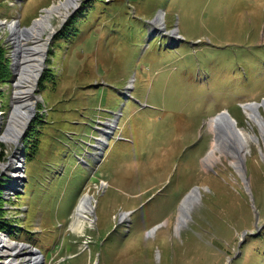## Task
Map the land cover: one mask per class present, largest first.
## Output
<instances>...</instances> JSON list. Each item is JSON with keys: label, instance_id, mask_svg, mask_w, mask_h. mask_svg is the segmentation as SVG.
Returning <instances> with one entry per match:
<instances>
[{"label": "rangeland", "instance_id": "374dc122", "mask_svg": "<svg viewBox=\"0 0 264 264\" xmlns=\"http://www.w3.org/2000/svg\"><path fill=\"white\" fill-rule=\"evenodd\" d=\"M58 1L0 0L15 75L0 89V178L18 231L0 242L24 249L11 264H33L32 254L41 264H264V139L242 108L264 105V0H82L53 20L35 111L15 146L1 139L17 94L9 25L29 28ZM223 110L259 139L245 179L227 158L204 165L208 122ZM86 195L92 223L74 231Z\"/></svg>", "mask_w": 264, "mask_h": 264}, {"label": "bare ground", "instance_id": "6f19581e", "mask_svg": "<svg viewBox=\"0 0 264 264\" xmlns=\"http://www.w3.org/2000/svg\"><path fill=\"white\" fill-rule=\"evenodd\" d=\"M81 2L82 0H59L49 8L42 10L43 13L41 16L36 19L33 22V25L29 28H22L17 21L9 25L12 34L11 43L14 48V68L16 77L18 78L16 83L17 94L14 100L15 104H13L14 107L5 133L1 137L4 142L16 146L21 134L27 128L32 115L34 114L36 106L34 91L40 78L39 76L43 73L44 56L48 44L56 30L53 20L62 23V21L66 20ZM156 24V26L163 28V14L157 18ZM176 33L177 32L175 31L173 35L177 36ZM262 107L264 108V105L258 103L242 105L250 122L259 126L264 139V119L261 114ZM232 120V122L224 121L223 123L221 118L218 119L214 117L208 122L209 131L214 134L215 139L209 154L204 160V165L208 168L212 167L224 157L229 160V164H231V166L237 171L239 176L241 175V177L244 178L243 165L247 156L250 154V143H259V139L253 134L245 133L238 127L236 120L233 118ZM217 134L219 136L218 140L216 138ZM102 140L103 143L107 141L104 134ZM225 141L232 144H228ZM16 158L17 156L14 155L10 161L12 162V160ZM5 167V165H0V168ZM199 196V191L194 190L181 205L177 219V230L187 224L192 210L191 208L196 201H199ZM94 210V198L91 195H86L82 199L75 213V217L71 223L72 230L81 231L85 223L91 224V215L94 214ZM127 216V214H123L121 219H126ZM3 242H6V244L1 245L0 251L6 253L7 256H5V259L7 262L10 260V264L14 263L19 257H21L24 249H22L21 246L11 244L8 240H3L0 244ZM33 256H35V254L28 255V257L32 258ZM32 258L27 262L33 264H41V261L43 262L40 256H37L34 260Z\"/></svg>", "mask_w": 264, "mask_h": 264}, {"label": "trees", "instance_id": "16d2710c", "mask_svg": "<svg viewBox=\"0 0 264 264\" xmlns=\"http://www.w3.org/2000/svg\"><path fill=\"white\" fill-rule=\"evenodd\" d=\"M74 22L75 19L66 28V30H71ZM11 77H13V70L11 68L10 51L8 45L5 43L4 40L1 39L0 40V89L5 85L11 84L10 82V80L12 79ZM38 136H39V131H34V129H32V131H30V134L25 139V144H24L25 155L27 156L29 161H31L30 157H32V154L36 150L35 144L36 141H38ZM6 183L7 180L5 178H0V232L13 236L14 232L16 233L18 231H15V226H13L15 224L12 225L10 222H6L7 217L4 216L5 211L3 209L4 204L2 202V198L5 199L3 195H4V191L7 189L5 188ZM16 226H18L17 223ZM16 235L18 234L16 233Z\"/></svg>", "mask_w": 264, "mask_h": 264}, {"label": "water", "instance_id": "95a60500", "mask_svg": "<svg viewBox=\"0 0 264 264\" xmlns=\"http://www.w3.org/2000/svg\"><path fill=\"white\" fill-rule=\"evenodd\" d=\"M12 55H13V53H12ZM12 66V69H13V64L11 65ZM15 77V75L13 74V77H12V79H11V83H14V78ZM232 116L230 115V113L228 112V111H222V112H220L219 114H217L216 116H215V118H221V121H223V123H224V121L226 122V121H233L232 120V118H231ZM234 119V118H233ZM216 138H217V140L219 139V136H218V134L216 135ZM226 143H228V144H232V143H230V142H227V141H225Z\"/></svg>", "mask_w": 264, "mask_h": 264}, {"label": "built area", "instance_id": "2783aa9c", "mask_svg": "<svg viewBox=\"0 0 264 264\" xmlns=\"http://www.w3.org/2000/svg\"><path fill=\"white\" fill-rule=\"evenodd\" d=\"M5 43H6V42H5ZM1 115H2V114L0 113V117H1Z\"/></svg>", "mask_w": 264, "mask_h": 264}]
</instances>
